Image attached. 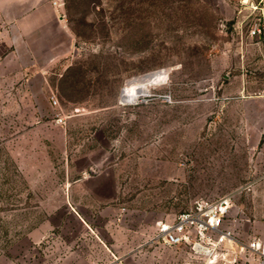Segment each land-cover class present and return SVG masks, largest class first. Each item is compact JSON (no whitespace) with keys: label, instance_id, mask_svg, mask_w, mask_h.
Listing matches in <instances>:
<instances>
[{"label":"rangeland","instance_id":"374dc122","mask_svg":"<svg viewBox=\"0 0 264 264\" xmlns=\"http://www.w3.org/2000/svg\"><path fill=\"white\" fill-rule=\"evenodd\" d=\"M50 2L71 47L43 76L10 60L0 22V264H207L156 225L226 195L239 241L264 244V34L249 36L264 4Z\"/></svg>","mask_w":264,"mask_h":264},{"label":"built area","instance_id":"2783aa9c","mask_svg":"<svg viewBox=\"0 0 264 264\" xmlns=\"http://www.w3.org/2000/svg\"><path fill=\"white\" fill-rule=\"evenodd\" d=\"M252 11H258L264 0H245ZM264 34V13H260L249 31L251 38ZM56 123L63 125L64 119L57 118ZM252 183H250L251 185ZM232 195L216 199H196L188 211L178 214L170 223H157L153 241L171 249H181L190 255L203 259L207 264L226 261L236 263L237 254L247 252L256 256L264 264V244L253 240L243 245L235 232L236 220L231 214ZM232 257L231 261L225 260ZM108 264H124L120 258H113Z\"/></svg>","mask_w":264,"mask_h":264},{"label":"crops","instance_id":"0c3cea01","mask_svg":"<svg viewBox=\"0 0 264 264\" xmlns=\"http://www.w3.org/2000/svg\"><path fill=\"white\" fill-rule=\"evenodd\" d=\"M55 12L50 0H0L1 25L6 27L4 31L8 28L12 33L11 38L2 35L1 43L11 49L10 60L17 68L33 70L43 76L51 66L67 57L71 38L56 19ZM76 216L89 227L84 218L78 213ZM121 221L122 217L118 219ZM109 247L112 249V245ZM102 259H106L105 253L98 260L90 257L87 264H99Z\"/></svg>","mask_w":264,"mask_h":264},{"label":"bare ground","instance_id":"6f19581e","mask_svg":"<svg viewBox=\"0 0 264 264\" xmlns=\"http://www.w3.org/2000/svg\"><path fill=\"white\" fill-rule=\"evenodd\" d=\"M164 75L166 72L161 71L128 80L121 92V99L128 104L137 102L146 95V87L163 80Z\"/></svg>","mask_w":264,"mask_h":264}]
</instances>
